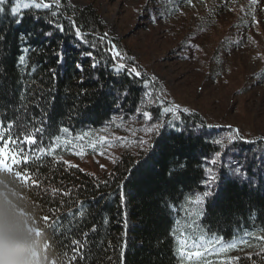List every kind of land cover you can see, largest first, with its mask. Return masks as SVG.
<instances>
[{"label":"trees","instance_id":"trees-1","mask_svg":"<svg viewBox=\"0 0 264 264\" xmlns=\"http://www.w3.org/2000/svg\"><path fill=\"white\" fill-rule=\"evenodd\" d=\"M150 2L154 15L165 21L190 8L195 12L189 19L200 27L243 9L249 17L243 21L237 15L240 25L252 29L257 22L253 0ZM20 3L19 24L11 16L15 0L0 5V33L6 34L0 46V124L14 123L13 132L42 128L38 144L60 139L53 156L29 165L39 188L10 183L0 172V264H50L56 258L52 249L70 245L72 239L84 244L78 264H189L180 261L176 240L169 235L173 228L177 236L181 231L204 233V248L209 241L214 248L246 242L237 252H209L192 264H264V241L259 239L264 236V136H244L232 126L209 123L190 108L177 113L178 119L165 114L163 108L172 104L159 95L152 76L141 67V77L120 69L105 45L97 44L96 37L105 31L92 3L61 0L59 8L48 10L32 8V0ZM25 3L30 7L24 8ZM52 11L59 14L52 16ZM71 21L84 41L75 38ZM21 33L31 34L27 44L19 40ZM107 39L117 45L116 38ZM27 46L31 51L23 53L25 64L19 65L20 50ZM144 112L150 113V121ZM155 124L164 126L158 134H146ZM137 137L147 139L151 150L142 151ZM108 149L113 150L108 169L95 172L72 162ZM175 159L186 167L169 179ZM206 159L216 161L211 174L205 170ZM237 167L244 169L239 176L233 175ZM210 175L216 179L209 180ZM52 189L58 191L53 194ZM204 191L211 194L203 204L187 205V213L177 211L185 208L187 197ZM42 215L52 217L57 227L37 238L34 227H44ZM193 220L197 227L190 229ZM45 239L51 242L49 250Z\"/></svg>","mask_w":264,"mask_h":264},{"label":"rangeland","instance_id":"rangeland-1","mask_svg":"<svg viewBox=\"0 0 264 264\" xmlns=\"http://www.w3.org/2000/svg\"><path fill=\"white\" fill-rule=\"evenodd\" d=\"M67 1L92 3L128 66L146 70L159 95L172 105L197 110L207 122L232 126L244 136H264V0L254 2L257 22L252 29L240 25V19L249 17L245 9L223 13L213 25L200 27L189 19L195 9L165 21L154 15L150 0ZM231 40H236L233 47L228 46ZM112 154L108 149L72 162L99 172L108 169ZM191 239L206 246V239ZM241 241L222 244L214 253L237 252ZM233 243L237 249L221 251Z\"/></svg>","mask_w":264,"mask_h":264},{"label":"snow or ice","instance_id":"snow-or-ice-1","mask_svg":"<svg viewBox=\"0 0 264 264\" xmlns=\"http://www.w3.org/2000/svg\"><path fill=\"white\" fill-rule=\"evenodd\" d=\"M8 2V0H0V5ZM189 4L191 0H188ZM254 2V0H253ZM61 0H32L31 7L37 10L39 9H57L60 7ZM24 8H29L30 5L25 3L22 5ZM21 7L20 0H15V6L11 9V16L14 18L16 24L22 22V19L16 18L18 16V9ZM4 11V8L0 7V12ZM59 13L56 11H52V16H57ZM71 26L74 30L75 38L78 42H82L86 39L84 33L81 31L79 26L75 23V21H71ZM59 30L63 31L62 25H57ZM45 36H50L51 33H44ZM31 34H24L21 33L19 36V40L27 44L28 39L30 38ZM108 34L104 33L103 35L96 37L97 44H104L107 48V52L110 56L111 61H119L117 66L127 71L129 74L134 75L136 77H141L142 74L138 70V68L133 65L131 67L125 62L127 58L125 55L117 48L114 42L107 39ZM6 40V34L0 33V46L3 45V42ZM105 41L107 43L105 44ZM21 55L18 57L17 63L19 65L25 64V56L23 53L31 51V47L27 46L22 48ZM89 56L92 53H88ZM93 67H96L93 64ZM78 69L82 68V65H77ZM147 84V81L145 80ZM188 109L180 108L179 105H171L165 106L163 108V112L165 114H173L176 119H178L177 113L187 112ZM143 115L147 120H151L152 117L150 113L144 112ZM163 124H155L147 128L146 134H151L153 132L159 133V129L163 127ZM15 127L14 123L9 124H0V172L6 175V178L10 177L11 180L9 182H20L22 185L30 187V188H39L41 186L40 180L38 176L35 175L29 165L33 162V160H39L45 156H53L58 148L56 143L60 137H56L55 139H51V143L48 145H44L42 141L38 144L37 134L43 132L42 128H36L35 131L29 132L27 130L16 128L15 132H13V128ZM60 131L67 132V129H61ZM238 132V130H234ZM79 139H83V137H79ZM119 139V138H118ZM136 144L139 145L140 149L143 151L145 149L151 150L152 145L149 144V141L143 137H137ZM107 143V141H105ZM217 143H220L217 141ZM73 154L76 155H83V152H74ZM103 155V153H100ZM219 155V154H218ZM59 163V161H58ZM67 163V162H64ZM216 164L215 160H205L204 167L208 173L214 172V166ZM211 165L212 167H209ZM72 167V165H69ZM103 167V166H101ZM186 165L182 163L179 159H175L172 163V167L168 170L169 179L175 177L177 172L182 171ZM244 169L242 167H237L233 171V175L239 176ZM216 179L215 175H210L209 180L214 181ZM58 190L52 189L53 194H55ZM211 193L209 191H204L203 193H197L194 198L187 197L186 198V206L184 209H177L179 212L180 210L188 212L187 205L198 206L204 203L205 198H207ZM23 199V197H21ZM168 205L166 204V207ZM189 218L191 217V213H188ZM200 215H203V212H200ZM81 218L83 217V213H80ZM40 220L43 221L44 227H34V233L37 238L41 237L42 232H52L55 233L57 225L55 224L52 217L49 215H42L40 216ZM51 221V222H50ZM37 223L36 219H32V224L35 225ZM188 228L197 227L195 221L193 220L192 223H189ZM91 231H96L95 226L91 228ZM62 234V230H61ZM69 236L71 235V229H69ZM170 237L176 240V244L178 245L176 251L180 258V261H188L189 264L192 262H199L204 259V257L209 252H214L215 248L213 246L214 241H209V247L203 248L202 244H198L196 239L189 238V235L181 231L179 235H176V229H171L169 232ZM85 239H87L88 233H83ZM201 241L205 238L203 236L199 237ZM261 241H264V236L259 237ZM45 248L49 250L50 241L45 239ZM246 242L241 241V244H245ZM62 248L63 251L61 252L59 249ZM203 248V250H202ZM237 249V245L235 243L227 245L226 248L221 249V251H228V250H235ZM55 253L56 258L51 260L50 264H78V261L81 260L84 253V244L79 239H72L70 245L61 244L56 249H52ZM264 254V253H262ZM14 260L15 257H12ZM238 259V258H237ZM224 264H229V261H225Z\"/></svg>","mask_w":264,"mask_h":264},{"label":"clouds","instance_id":"clouds-1","mask_svg":"<svg viewBox=\"0 0 264 264\" xmlns=\"http://www.w3.org/2000/svg\"><path fill=\"white\" fill-rule=\"evenodd\" d=\"M19 264H24L23 260H21V261L19 262Z\"/></svg>","mask_w":264,"mask_h":264}]
</instances>
